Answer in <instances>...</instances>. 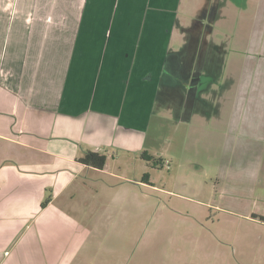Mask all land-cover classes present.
<instances>
[{
	"label": "crops",
	"instance_id": "crops-1",
	"mask_svg": "<svg viewBox=\"0 0 264 264\" xmlns=\"http://www.w3.org/2000/svg\"><path fill=\"white\" fill-rule=\"evenodd\" d=\"M183 3L0 0V264L24 257L4 243L46 210L50 175L123 179L125 164L151 161L143 153L169 160L149 137L155 117L158 133L174 124V143L206 145L221 207L264 223L232 196L264 192V0H191L190 19ZM90 151L103 169L79 161ZM207 240L164 264H259L255 246L221 254Z\"/></svg>",
	"mask_w": 264,
	"mask_h": 264
},
{
	"label": "rangeland",
	"instance_id": "rangeland-1",
	"mask_svg": "<svg viewBox=\"0 0 264 264\" xmlns=\"http://www.w3.org/2000/svg\"><path fill=\"white\" fill-rule=\"evenodd\" d=\"M190 1L185 0L182 6L185 19L191 18L190 10L193 13ZM158 118L153 120L149 137L155 138L154 149L161 152L168 147L169 160L163 165L148 161L145 168L132 161L130 167L128 163L121 169L126 176L123 179L71 169L64 172L68 176L50 175L55 184L45 186L40 195L42 205L50 200L46 210L20 221L18 237L4 243L11 249L16 242L11 257L23 250L26 253L18 264H164L177 262L196 240L208 238L206 244L221 254L225 250L234 255L235 248L255 246L260 254L256 262L264 264V223L250 221L232 207H221L220 185L204 152L206 145L196 148L174 143V124L169 120V129L158 133ZM177 146L184 147L180 156L172 154ZM200 163L203 169L196 167ZM68 179L72 181L64 186ZM244 191L248 193L238 191L232 196L250 204L251 212L264 210V192ZM39 194L37 191L34 196ZM23 200V205L31 201ZM232 260L229 264H236Z\"/></svg>",
	"mask_w": 264,
	"mask_h": 264
},
{
	"label": "trees",
	"instance_id": "trees-1",
	"mask_svg": "<svg viewBox=\"0 0 264 264\" xmlns=\"http://www.w3.org/2000/svg\"><path fill=\"white\" fill-rule=\"evenodd\" d=\"M142 156L145 157V159H149L154 162V164L163 165V159L162 158H156V157H146L145 153L142 154ZM79 161L91 165L94 168L103 169L106 166L107 158L105 155L100 154L98 152L90 151L87 154H85L83 157L79 158ZM50 200H47L43 206H45L46 203H49ZM263 219V217H261Z\"/></svg>",
	"mask_w": 264,
	"mask_h": 264
}]
</instances>
